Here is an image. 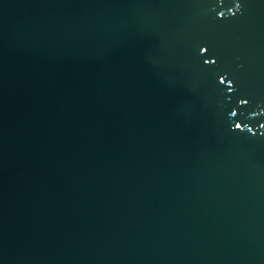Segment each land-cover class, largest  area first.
Masks as SVG:
<instances>
[{
  "label": "water",
  "instance_id": "obj_1",
  "mask_svg": "<svg viewBox=\"0 0 264 264\" xmlns=\"http://www.w3.org/2000/svg\"><path fill=\"white\" fill-rule=\"evenodd\" d=\"M0 264H264V0H0Z\"/></svg>",
  "mask_w": 264,
  "mask_h": 264
}]
</instances>
